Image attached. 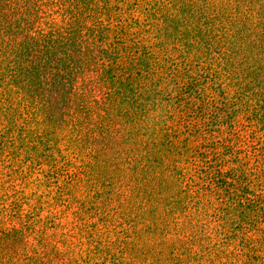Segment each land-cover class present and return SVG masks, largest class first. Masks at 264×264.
Returning <instances> with one entry per match:
<instances>
[{
  "label": "trees",
  "instance_id": "16d2710c",
  "mask_svg": "<svg viewBox=\"0 0 264 264\" xmlns=\"http://www.w3.org/2000/svg\"><path fill=\"white\" fill-rule=\"evenodd\" d=\"M262 156L264 0H0V264H264Z\"/></svg>",
  "mask_w": 264,
  "mask_h": 264
},
{
  "label": "rangeland",
  "instance_id": "374dc122",
  "mask_svg": "<svg viewBox=\"0 0 264 264\" xmlns=\"http://www.w3.org/2000/svg\"><path fill=\"white\" fill-rule=\"evenodd\" d=\"M245 155H242L244 157ZM264 159V156L261 157V160ZM253 164V159L250 161V164L246 166V168H250ZM225 167V168H224ZM221 168L226 169L227 165H223ZM262 168V166H261ZM254 180V177L252 178ZM79 229H77L74 233L76 236H69V235H61L60 238L65 241V244H59L58 249L59 252L65 256H72L74 258L73 264H85L88 260L89 263H95V262H101L102 258L104 256V253H108L109 251L116 250L118 248L117 243H113L117 237L115 229L109 227L108 229H103L96 235L94 241L97 239L99 240L97 242L98 251L95 250V243L92 241V243H88L86 246L85 244L82 246L81 243L77 240L76 237H78L77 232ZM62 234H66V230L59 231ZM81 239V238H80ZM82 240H87V238H84ZM100 249V250H99ZM103 249H106L104 252ZM8 255V252L6 253ZM107 258V262L113 263L109 257ZM9 264H14L11 258H8Z\"/></svg>",
  "mask_w": 264,
  "mask_h": 264
}]
</instances>
